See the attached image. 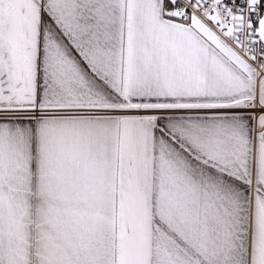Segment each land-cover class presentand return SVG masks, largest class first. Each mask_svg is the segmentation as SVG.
Instances as JSON below:
<instances>
[{
  "label": "snow or ice",
  "instance_id": "obj_1",
  "mask_svg": "<svg viewBox=\"0 0 264 264\" xmlns=\"http://www.w3.org/2000/svg\"><path fill=\"white\" fill-rule=\"evenodd\" d=\"M0 264H264V0H0Z\"/></svg>",
  "mask_w": 264,
  "mask_h": 264
}]
</instances>
